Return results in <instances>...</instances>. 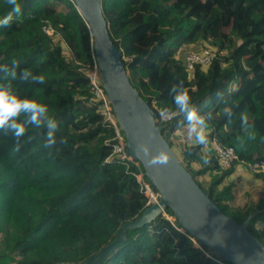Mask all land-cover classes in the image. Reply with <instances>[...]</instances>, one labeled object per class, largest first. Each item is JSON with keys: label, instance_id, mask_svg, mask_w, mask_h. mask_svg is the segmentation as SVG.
Listing matches in <instances>:
<instances>
[{"label": "trees", "instance_id": "1", "mask_svg": "<svg viewBox=\"0 0 264 264\" xmlns=\"http://www.w3.org/2000/svg\"><path fill=\"white\" fill-rule=\"evenodd\" d=\"M19 2L21 16L0 28V65L16 60L20 69L45 75L46 83H0H11L21 98L47 105L58 131L52 149L43 147L40 133L46 129L29 126L20 141L0 132V264L80 263L112 239L124 221L141 213L146 196L134 163L105 161L113 131L90 103L86 72L95 62L93 39L75 3ZM101 8L129 79L157 121L161 107L174 110L169 90L181 83L199 113H212L209 151L184 142L176 155L226 214L242 222L255 213L247 229L264 244V225L260 232L255 229L264 222V196L237 213L228 203L230 186L220 185L235 165L246 168L264 160V0H101ZM9 11L0 0V17ZM197 43L212 47L203 44L210 61L187 69L176 49ZM226 107L232 117L224 115ZM242 112L248 116L246 129ZM183 120L178 115L158 121L171 147L168 136ZM249 132L257 139L250 140ZM61 137L67 142L59 143ZM214 138L237 153L224 170L214 156ZM202 154L210 155L209 166H200ZM208 169L212 179L204 187L195 177ZM254 176L264 182V172ZM165 213L169 217L159 214L130 230L127 240L99 264H232L182 232L169 208Z\"/></svg>", "mask_w": 264, "mask_h": 264}, {"label": "water", "instance_id": "2", "mask_svg": "<svg viewBox=\"0 0 264 264\" xmlns=\"http://www.w3.org/2000/svg\"><path fill=\"white\" fill-rule=\"evenodd\" d=\"M89 26L93 39V54L100 81L123 131L128 153L138 161L144 175L158 192V198L139 215L124 221L114 237L80 263L99 264L128 238L130 230L150 223L165 209L172 211L182 232L232 264H264V244L247 229L251 213L242 222L226 214L209 197L192 174L184 167L162 134L155 111L132 85L121 53L111 40L108 21L101 0H71ZM147 144L154 154L169 152L166 165L150 166L140 145Z\"/></svg>", "mask_w": 264, "mask_h": 264}, {"label": "clouds", "instance_id": "3", "mask_svg": "<svg viewBox=\"0 0 264 264\" xmlns=\"http://www.w3.org/2000/svg\"><path fill=\"white\" fill-rule=\"evenodd\" d=\"M5 3L10 6V11L0 17V28H9L14 18L22 14V5L19 0H5ZM0 79L41 85L46 83L45 75L34 73L30 69H20L19 62L16 60L12 61L11 66L0 65ZM169 94L174 110L167 106L161 107L159 109L160 118L172 120L178 115H182L184 120L178 122V125L186 127L188 139L193 141L195 145L207 147L209 144V122L213 118L212 113H199L193 106L189 92L182 83L173 86L169 90ZM223 111L225 116L232 117L231 108L226 107ZM240 121L242 129L249 127L246 113H240ZM29 126L35 129H46L40 133L44 148L52 149L57 144L58 122L49 116L47 105L27 97L21 98L12 90L11 83H0V132L5 135L10 134L16 141H20L28 132ZM248 138L253 141L257 139L252 132L248 133ZM260 140L264 142V136L260 137ZM66 142L63 137L59 139V143ZM240 146H244L243 141L240 142ZM140 151L150 166L166 165L170 160L169 152L160 150L153 154L147 144L140 145ZM200 161L201 167L209 166L211 157L208 154H202Z\"/></svg>", "mask_w": 264, "mask_h": 264}, {"label": "built area", "instance_id": "4", "mask_svg": "<svg viewBox=\"0 0 264 264\" xmlns=\"http://www.w3.org/2000/svg\"><path fill=\"white\" fill-rule=\"evenodd\" d=\"M46 33H51V28L44 27ZM211 58V54L208 50H204L201 52H189L184 57V65L187 69H192L193 65L197 62L202 65H206L209 63ZM87 75L89 77L90 84V93H91V104L96 106L98 113L102 116L104 122L110 127L113 131V136L111 138V147L112 151L110 155H108L105 159L107 163L111 162H132L138 168L139 171L136 174V178L140 183L142 191L146 196V206L156 201L158 198V192L154 190L151 184L146 181L144 172L140 168L138 161L133 159L131 155L128 153L127 147L125 145V138L121 127L119 126L112 106L107 98V95L102 87V83L100 81V73L96 62H94V66L92 69L87 70ZM158 121L167 122L169 120H162L159 116L158 111ZM214 156L219 164L220 169H225L229 167L232 162L237 159V153L232 146H227L215 138L211 141ZM250 172L256 171H264V160H253L247 163L246 167ZM167 216V215H166ZM169 217V216H167ZM225 264V263H223Z\"/></svg>", "mask_w": 264, "mask_h": 264}, {"label": "rangeland", "instance_id": "5", "mask_svg": "<svg viewBox=\"0 0 264 264\" xmlns=\"http://www.w3.org/2000/svg\"><path fill=\"white\" fill-rule=\"evenodd\" d=\"M60 6L62 5L58 4V7ZM55 36L56 37L54 39H59V35ZM203 44L207 45L208 49L212 48L207 43ZM203 44H183L176 49V53L180 56L181 59H184L185 55L189 52H201L207 50L203 48ZM64 53L67 57L70 56V52L66 47H64ZM168 137L172 141L173 151L178 154H181V147L184 142H193L188 139L186 127L175 128L173 132L169 134ZM209 148V145H207V147L202 146L203 152L206 153L209 151ZM179 158L181 159V157ZM210 173L212 172L210 171V169H208L203 175H196L195 178L199 180L201 184L205 187L212 179V174ZM220 185L224 187L230 186V200L228 201V203L232 207L231 210H234L237 213H241L243 209L242 207L247 206L254 201H257L258 199L264 196V182L260 180V178L255 177L254 172H250L247 168L239 164L234 166V169L231 174L224 177ZM262 204L264 205V202H262ZM163 215L166 216L167 214L164 213ZM263 225L264 222H258V224H256L255 226V229L260 232Z\"/></svg>", "mask_w": 264, "mask_h": 264}]
</instances>
